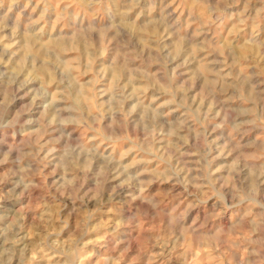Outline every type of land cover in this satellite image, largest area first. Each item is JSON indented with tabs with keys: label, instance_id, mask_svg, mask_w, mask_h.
I'll list each match as a JSON object with an SVG mask.
<instances>
[{
	"label": "clouds",
	"instance_id": "obj_1",
	"mask_svg": "<svg viewBox=\"0 0 264 264\" xmlns=\"http://www.w3.org/2000/svg\"><path fill=\"white\" fill-rule=\"evenodd\" d=\"M0 264H264V0H0Z\"/></svg>",
	"mask_w": 264,
	"mask_h": 264
}]
</instances>
